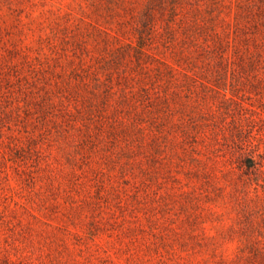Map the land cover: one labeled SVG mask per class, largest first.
<instances>
[{
  "label": "rangeland",
  "instance_id": "374dc122",
  "mask_svg": "<svg viewBox=\"0 0 264 264\" xmlns=\"http://www.w3.org/2000/svg\"><path fill=\"white\" fill-rule=\"evenodd\" d=\"M0 264H264V0H0Z\"/></svg>",
  "mask_w": 264,
  "mask_h": 264
},
{
  "label": "trees",
  "instance_id": "16d2710c",
  "mask_svg": "<svg viewBox=\"0 0 264 264\" xmlns=\"http://www.w3.org/2000/svg\"><path fill=\"white\" fill-rule=\"evenodd\" d=\"M245 167L247 171H257L259 170L260 172L263 171L261 169V165L258 164L256 161V156L254 155H248L245 161Z\"/></svg>",
  "mask_w": 264,
  "mask_h": 264
}]
</instances>
